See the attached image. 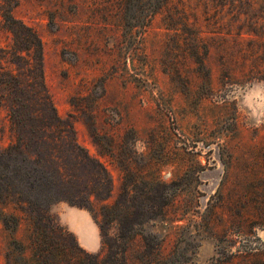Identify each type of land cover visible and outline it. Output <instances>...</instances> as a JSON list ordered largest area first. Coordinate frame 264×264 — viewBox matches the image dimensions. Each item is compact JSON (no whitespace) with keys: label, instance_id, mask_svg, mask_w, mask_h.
Segmentation results:
<instances>
[{"label":"rangeland","instance_id":"374dc122","mask_svg":"<svg viewBox=\"0 0 264 264\" xmlns=\"http://www.w3.org/2000/svg\"><path fill=\"white\" fill-rule=\"evenodd\" d=\"M5 1L0 9L41 41L56 115L107 171L67 170L71 195L84 185L98 193L90 201L100 246L83 251L119 264L123 242L99 207L126 190L131 221L143 219L160 203L152 185L158 178L167 204L155 220L132 222L127 264L141 254L155 264H264V0H168L152 16L153 0ZM0 46H13L1 28ZM11 141L0 105V147ZM85 196L73 200L76 207L89 205ZM60 203L69 205H49L57 219ZM0 208L19 217L14 230L0 224V264H12V241H29L32 213L10 199H0ZM59 223L61 237L47 230L50 238L81 250Z\"/></svg>","mask_w":264,"mask_h":264},{"label":"trees","instance_id":"16d2710c","mask_svg":"<svg viewBox=\"0 0 264 264\" xmlns=\"http://www.w3.org/2000/svg\"><path fill=\"white\" fill-rule=\"evenodd\" d=\"M11 1H5V4L9 5ZM167 1L153 0L152 6L146 9V16H152ZM0 28L11 34L13 45L9 52L0 46V105L6 108L13 135V141L0 147V199L13 200L21 212L32 213L29 241L26 244L12 241L17 253V257H12V264H107L101 262L100 253L67 249L60 241L50 238L47 232L53 231L61 237L63 231L58 219L49 213V205L54 201L64 200L75 206L73 200L85 193L89 205L78 207L92 215L97 213L90 196L97 198L98 193L92 188L87 189V185H84V191L77 189L76 195L70 194L66 185L70 176L69 166L78 164L89 171L99 167L105 175L107 171L77 144L71 122L56 115L43 83L42 46L36 32L6 9H0ZM22 51L25 56L21 54ZM20 61H23L24 67ZM58 143H61L59 149ZM54 161L60 163L55 166ZM152 185L158 187L154 198L160 203H153L145 213L141 212L143 219L131 221V210L124 203L125 197L131 193L126 190L120 193V201L115 199L99 207L98 213L102 219L116 224L118 239L123 242L119 248V264H127V246L136 234L132 222L140 225L155 220L164 212L167 203L162 198L166 197L167 188L158 178L152 180ZM105 192L102 201L110 197L111 189ZM18 220L19 217L0 208V224L3 227L11 223L10 230H14ZM98 228L101 230L99 225ZM158 246L159 243L155 250H158ZM137 264H155V261L141 254L137 257Z\"/></svg>","mask_w":264,"mask_h":264},{"label":"crops","instance_id":"0c3cea01","mask_svg":"<svg viewBox=\"0 0 264 264\" xmlns=\"http://www.w3.org/2000/svg\"><path fill=\"white\" fill-rule=\"evenodd\" d=\"M59 222L70 232L77 244L88 252L100 246V233L91 214L84 208L60 203L56 205Z\"/></svg>","mask_w":264,"mask_h":264}]
</instances>
